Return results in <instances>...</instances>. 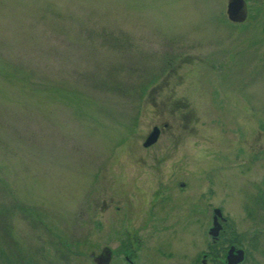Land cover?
Listing matches in <instances>:
<instances>
[{
  "label": "rangeland",
  "instance_id": "obj_1",
  "mask_svg": "<svg viewBox=\"0 0 264 264\" xmlns=\"http://www.w3.org/2000/svg\"><path fill=\"white\" fill-rule=\"evenodd\" d=\"M230 1L0 0V264H190L216 207L264 264V0Z\"/></svg>",
  "mask_w": 264,
  "mask_h": 264
},
{
  "label": "flooded vegetation",
  "instance_id": "obj_2",
  "mask_svg": "<svg viewBox=\"0 0 264 264\" xmlns=\"http://www.w3.org/2000/svg\"><path fill=\"white\" fill-rule=\"evenodd\" d=\"M184 185L185 183H181V186ZM260 195L263 197V202H264V188L261 191ZM219 231L220 232L217 236L211 234L210 230L208 231L211 237L209 243L206 244V249L204 251H199V250L192 251L191 254H193V257H191L189 260L190 264H201L203 262L208 264L210 261L217 262V264H228L227 263V256L229 254L228 251L231 250L232 247L235 253L238 250H242V249L245 252L244 248L240 247V244L237 243L235 239L227 237L228 229H226V226L225 228L223 227V229H220ZM171 243H173V240L170 239L167 242L156 244L154 247H152V248H156L152 250L153 256L156 252H158L160 255H164L167 249H169L166 248V245ZM119 246L122 247L121 253H123L122 257L124 258L123 260L124 264H144L143 262L140 261V259L142 258L140 256V251L144 247L143 237L121 239L119 241ZM174 250L170 249L169 252L174 251L173 253L177 257L182 256V254L179 251H177V249ZM115 253H119V252L114 251V249L110 247L104 246L101 252L92 255L98 264H106L108 260H110V262L107 264H111L112 261L114 260V256L116 255ZM169 255H171V253H169ZM245 257H246V252L244 255V259Z\"/></svg>",
  "mask_w": 264,
  "mask_h": 264
},
{
  "label": "water",
  "instance_id": "obj_3",
  "mask_svg": "<svg viewBox=\"0 0 264 264\" xmlns=\"http://www.w3.org/2000/svg\"><path fill=\"white\" fill-rule=\"evenodd\" d=\"M244 3H245L244 0H231L228 4V6H229L228 16L233 20L245 19L246 18V11L244 9V7H245ZM242 11H244V12L242 13ZM160 132H161L160 128L155 126L154 129L151 131V133L146 137L147 139L145 140L143 145L146 147H149V146H151V144L157 142L159 139V136H160ZM214 210H215V214H214V218H213L214 224L210 228V232L214 236H217L220 232L219 231L220 228H222V224L220 221H218V218L220 217L222 220H225V218L223 217L222 210H220V208L219 209L216 208ZM228 252H229V254L227 256V263L228 264H239L244 259L243 249L238 250L235 253L233 251V247H232L231 250H229ZM109 262H110V260L107 261V263H109ZM201 264H206V263L203 262Z\"/></svg>",
  "mask_w": 264,
  "mask_h": 264
}]
</instances>
